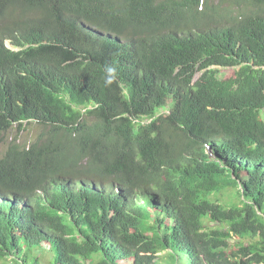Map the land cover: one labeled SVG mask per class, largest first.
Returning <instances> with one entry per match:
<instances>
[{
  "label": "trees",
  "instance_id": "16d2710c",
  "mask_svg": "<svg viewBox=\"0 0 264 264\" xmlns=\"http://www.w3.org/2000/svg\"><path fill=\"white\" fill-rule=\"evenodd\" d=\"M28 123L2 264H264V0H0V142Z\"/></svg>",
  "mask_w": 264,
  "mask_h": 264
},
{
  "label": "rangeland",
  "instance_id": "374dc122",
  "mask_svg": "<svg viewBox=\"0 0 264 264\" xmlns=\"http://www.w3.org/2000/svg\"><path fill=\"white\" fill-rule=\"evenodd\" d=\"M223 72L226 75H230L232 73V68H224L222 69ZM39 132V127L36 123H28L24 129L22 130H18L17 128H13L5 137H4V142H0V148H5L7 146V144L14 140L17 139V141H19L21 144H29L32 141H34L38 135ZM214 140H221L222 139V135L220 134H216L213 137ZM208 152L211 154V150H208ZM245 171H241V174H245ZM161 257H163L161 259V264H170L167 263V252H162L160 254ZM0 264H2L0 262ZM4 264H13L11 261L6 262Z\"/></svg>",
  "mask_w": 264,
  "mask_h": 264
},
{
  "label": "clouds",
  "instance_id": "9594fccd",
  "mask_svg": "<svg viewBox=\"0 0 264 264\" xmlns=\"http://www.w3.org/2000/svg\"><path fill=\"white\" fill-rule=\"evenodd\" d=\"M109 70L112 71L113 69L110 68Z\"/></svg>",
  "mask_w": 264,
  "mask_h": 264
}]
</instances>
